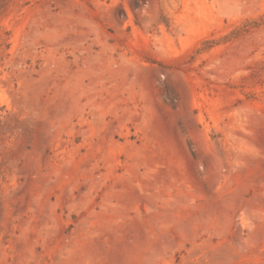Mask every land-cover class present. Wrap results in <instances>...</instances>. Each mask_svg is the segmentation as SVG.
I'll return each mask as SVG.
<instances>
[{"label":"rangeland","instance_id":"rangeland-1","mask_svg":"<svg viewBox=\"0 0 264 264\" xmlns=\"http://www.w3.org/2000/svg\"><path fill=\"white\" fill-rule=\"evenodd\" d=\"M0 264H264V0H0Z\"/></svg>","mask_w":264,"mask_h":264}]
</instances>
